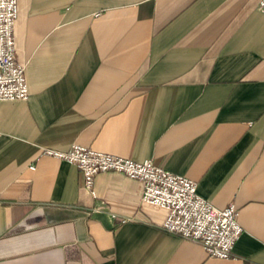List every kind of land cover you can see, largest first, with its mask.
I'll use <instances>...</instances> for the list:
<instances>
[{
	"label": "crops",
	"instance_id": "0c3cea01",
	"mask_svg": "<svg viewBox=\"0 0 264 264\" xmlns=\"http://www.w3.org/2000/svg\"><path fill=\"white\" fill-rule=\"evenodd\" d=\"M260 0H17L25 99H0V264H264ZM80 143L234 202L227 258L160 228L142 183L43 153ZM115 214V216H112ZM125 218V221L122 219Z\"/></svg>",
	"mask_w": 264,
	"mask_h": 264
},
{
	"label": "built area",
	"instance_id": "2783aa9c",
	"mask_svg": "<svg viewBox=\"0 0 264 264\" xmlns=\"http://www.w3.org/2000/svg\"><path fill=\"white\" fill-rule=\"evenodd\" d=\"M264 11V0H260ZM18 15L17 0H0V99H25L28 84L24 65L15 58L13 29ZM43 153L73 162L85 188L94 194L95 175L121 172L142 183L141 200L163 208L160 228L198 242L208 256L227 258L242 232L234 202L219 207L196 191V181L156 165L150 159L135 160L88 145L73 143L60 150L44 147ZM115 216V214H112ZM125 221V218L122 219Z\"/></svg>",
	"mask_w": 264,
	"mask_h": 264
}]
</instances>
